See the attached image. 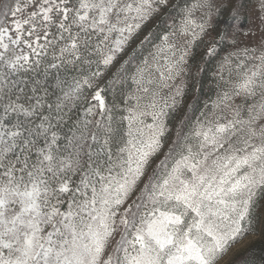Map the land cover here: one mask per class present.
I'll use <instances>...</instances> for the list:
<instances>
[{
	"label": "snow or ice",
	"instance_id": "6c2138e0",
	"mask_svg": "<svg viewBox=\"0 0 264 264\" xmlns=\"http://www.w3.org/2000/svg\"><path fill=\"white\" fill-rule=\"evenodd\" d=\"M249 235L264 0H0V264H244Z\"/></svg>",
	"mask_w": 264,
	"mask_h": 264
},
{
	"label": "rangeland",
	"instance_id": "374dc122",
	"mask_svg": "<svg viewBox=\"0 0 264 264\" xmlns=\"http://www.w3.org/2000/svg\"><path fill=\"white\" fill-rule=\"evenodd\" d=\"M219 62L220 60L219 58H217L211 63L205 65L207 71L201 74V77L197 85L199 89V91L197 92V96L199 98L201 107L205 102L210 103L211 99H215L218 89L216 87V82L213 77H214V73L217 70ZM256 244H260L261 245L260 248L264 250V236L261 235L247 236L246 239H244L237 245L236 249L234 250L235 255L232 256L231 258L235 261L238 258V256H240L245 250Z\"/></svg>",
	"mask_w": 264,
	"mask_h": 264
},
{
	"label": "trees",
	"instance_id": "16d2710c",
	"mask_svg": "<svg viewBox=\"0 0 264 264\" xmlns=\"http://www.w3.org/2000/svg\"><path fill=\"white\" fill-rule=\"evenodd\" d=\"M192 102L190 99V103ZM260 246V244L253 245L238 256L235 261H243L244 264H264V250Z\"/></svg>",
	"mask_w": 264,
	"mask_h": 264
}]
</instances>
